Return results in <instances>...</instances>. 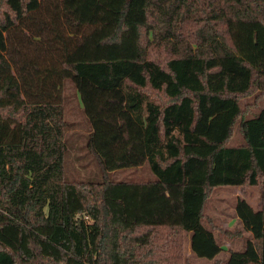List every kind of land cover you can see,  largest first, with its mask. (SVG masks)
Instances as JSON below:
<instances>
[{"label":"trees","instance_id":"trees-1","mask_svg":"<svg viewBox=\"0 0 264 264\" xmlns=\"http://www.w3.org/2000/svg\"><path fill=\"white\" fill-rule=\"evenodd\" d=\"M62 6L82 35L61 67L34 66L54 68L57 97L46 87L28 100L7 33L40 0H0V264H264V108L241 119L244 143L228 144L246 111L242 98L264 92V0ZM66 80L89 125L84 148L99 180L66 175ZM144 165L154 178L111 176ZM221 185L261 192L257 208L238 197L251 236L226 260L216 258L223 247L205 211ZM186 238L191 253L216 259L192 262Z\"/></svg>","mask_w":264,"mask_h":264},{"label":"rangeland","instance_id":"rangeland-1","mask_svg":"<svg viewBox=\"0 0 264 264\" xmlns=\"http://www.w3.org/2000/svg\"><path fill=\"white\" fill-rule=\"evenodd\" d=\"M67 17L68 15L62 6V0H40L39 9L7 33L9 53L17 50L19 56L22 57V61H19V72L22 75L24 95L28 94L29 90V96L26 98L28 100L32 98L38 100L39 93H44L46 87V96L57 97V89L61 87V81L56 73L51 72L54 71V68L47 69L45 73V71L37 70L34 66L38 65L40 68L43 65L61 67L60 61L64 55V50L68 51V48L71 49L78 42L82 32H74L68 24ZM17 33L19 38H14ZM159 55L167 57L169 54L160 50ZM64 87L70 98L69 103L65 106V117L69 123L67 135L71 143L66 158V175L76 181L99 180L102 177L99 164L93 155L84 148L85 134L89 131L84 111L75 97V90L71 82L66 80ZM33 94L35 96H32ZM155 98L160 100L161 96ZM241 102L246 107V111L236 123L234 134L228 142L229 145L244 143L245 139L239 124L242 118L255 117L264 108V92L254 91L252 94L244 96ZM111 176L117 179L154 178L153 172L147 165L141 168L131 167L116 170L111 172ZM240 195L246 198L253 207H258L261 192L256 185L247 187L218 186L211 192L206 202V214L214 217L217 225L215 227L216 236L223 247L216 258L222 260L229 257L230 250H243L246 241L251 236V232L244 227L241 220L232 219L236 217V202ZM221 227L238 228L241 229L242 233L237 236H227L222 233ZM158 241H162L161 238ZM184 251L192 262L209 263L216 259L191 253L187 238L184 240Z\"/></svg>","mask_w":264,"mask_h":264},{"label":"crops","instance_id":"crops-1","mask_svg":"<svg viewBox=\"0 0 264 264\" xmlns=\"http://www.w3.org/2000/svg\"><path fill=\"white\" fill-rule=\"evenodd\" d=\"M240 197H241V195H240ZM212 217H213V216H212ZM235 218H237V220H240L239 217H238L237 215H236V217H233L232 219L234 220ZM237 220H236V221H237ZM233 223H234V222H233ZM230 225H231V224H230ZM223 228H224V227H223ZM225 229H227V231H228V233H225V234H228L227 236H229V234H231V232H230L231 230H232V231H234V230H236V231H240V233H237V232H236V234H234L235 236H237V235H239V234L242 233L241 229H238V228H226V227H225ZM225 239H226V238H225ZM190 251H191V250H190Z\"/></svg>","mask_w":264,"mask_h":264}]
</instances>
